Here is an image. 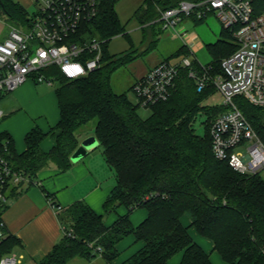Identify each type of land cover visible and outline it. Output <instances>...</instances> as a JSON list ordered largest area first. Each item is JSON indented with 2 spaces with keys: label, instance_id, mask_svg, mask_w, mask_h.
I'll list each match as a JSON object with an SVG mask.
<instances>
[{
  "label": "trees",
  "instance_id": "trees-1",
  "mask_svg": "<svg viewBox=\"0 0 264 264\" xmlns=\"http://www.w3.org/2000/svg\"><path fill=\"white\" fill-rule=\"evenodd\" d=\"M117 0H102L97 16L84 28L86 37L106 39L102 66L87 76L68 79L57 66L43 71L57 82L61 118L50 131L36 127L30 130L22 154L13 148L12 139L0 135V151L8 142L6 153L11 165L30 179L50 164L61 171L72 165L71 155L81 139L88 135L82 128L97 119L93 135L97 137L117 184L104 203L105 212L126 206L128 213L107 226L104 215L96 213L85 201L79 200L59 213L65 227L64 237L40 261V264H68L74 258L90 259L98 255L104 264H113L119 251L116 244L134 234L145 246L126 264H172L170 259L183 252L179 264H213L209 254L189 233L181 217L188 214L198 231L215 242V248L228 264H264V178L257 173L248 175L232 168L227 160L218 159L212 149L211 127L226 106L203 104L210 96L213 84L198 91L182 67L170 97L147 107L151 113L143 117L127 92H117L112 77L120 67L131 63L133 50L111 54L110 39L123 32L117 13ZM178 0H146L142 7L143 23L153 20L157 6ZM0 5L12 21L27 24L29 11L17 0H1ZM226 40L209 45L213 55L210 74L221 73L222 60L237 49L229 30L223 29ZM155 40L144 50L153 49ZM191 53L185 45L175 55ZM177 57V56H173ZM167 60H170L168 58ZM193 65L200 69L196 59ZM133 90V86L131 87ZM239 107L264 142V106H256L241 96ZM207 116L205 134L197 132L199 115ZM46 136L55 140L49 151L41 142ZM147 208L148 217L135 226L130 214ZM17 240L10 235L0 247V257L13 250Z\"/></svg>",
  "mask_w": 264,
  "mask_h": 264
},
{
  "label": "built area",
  "instance_id": "built-area-1",
  "mask_svg": "<svg viewBox=\"0 0 264 264\" xmlns=\"http://www.w3.org/2000/svg\"><path fill=\"white\" fill-rule=\"evenodd\" d=\"M102 0H34L37 9L28 16L27 28L11 27L0 42V99L1 93L12 92L29 78L53 85L44 69L57 66L68 79H77L102 66L106 39L86 37L84 28L94 19ZM157 16L144 25L159 24V31H168L191 51L190 30L185 21H202L216 14L223 28L229 30L237 49L222 60V72L210 74L211 66L193 68V58L182 56L179 62L162 60L133 85L140 106L167 100L182 67L198 91L213 84L223 97L226 110L217 115L211 127L212 149L220 160H227L240 173L255 175L264 169V142L236 101L244 97L256 106H264V0H178L158 5ZM143 27L145 28V26ZM192 52V51H191ZM0 105V119L3 117ZM0 151V247L11 235L3 212L12 194L36 180L17 171L6 153L8 142ZM57 211L63 207L49 198ZM65 229V227H64ZM101 253V248L97 249ZM20 257L5 253L0 264H19Z\"/></svg>",
  "mask_w": 264,
  "mask_h": 264
},
{
  "label": "crops",
  "instance_id": "crops-1",
  "mask_svg": "<svg viewBox=\"0 0 264 264\" xmlns=\"http://www.w3.org/2000/svg\"><path fill=\"white\" fill-rule=\"evenodd\" d=\"M17 1L27 10L29 5L34 4V0ZM38 83L27 80L12 93L9 92V102L5 109L2 108L4 114L0 119V135L9 136L14 150L19 154L27 149L25 136L30 130L39 127L48 132L61 118L56 89L46 82ZM87 136L90 134L81 141ZM54 145L55 140L51 136H46L41 142L44 151L51 150ZM116 184L115 172L106 161L101 147L90 151L66 171H61L55 164L42 169L37 174L36 181L24 185L21 191L12 194L11 201L3 212L8 231L17 240L11 252L20 257L19 264L26 257L31 260L44 258L65 235L59 217L60 211L50 205L49 198L63 209L76 201H85L96 213L104 215L105 224L111 226L120 216L128 213L124 205L118 206L112 212H105L104 203ZM148 215V209H138L130 214V220L137 226ZM181 221L188 227L194 241L209 254L213 264H228L216 250L214 240L202 235L192 224L190 216L184 214ZM145 244L144 240L138 239L134 234L124 237L116 244L119 254L113 264H126ZM182 258L183 252H180L170 259V263L179 264ZM93 261L104 264L105 258L102 253H98L90 259L74 258L68 264H92Z\"/></svg>",
  "mask_w": 264,
  "mask_h": 264
},
{
  "label": "rangeland",
  "instance_id": "rangeland-1",
  "mask_svg": "<svg viewBox=\"0 0 264 264\" xmlns=\"http://www.w3.org/2000/svg\"><path fill=\"white\" fill-rule=\"evenodd\" d=\"M145 1L146 0H117L115 2V11L123 32L112 37L108 43V50L111 54H123L129 50L136 51L134 55L136 57L133 61H131V63L120 67L114 72L112 84L117 92L128 93L130 100L135 105H138V112L143 117L149 116L151 109L140 106L131 87L134 85L136 80L142 74L148 72V70L152 68L155 63L168 58H170L172 62H179L182 57L175 55L176 50L181 46V41L179 39L174 38L168 31H159V24L153 26L144 25L146 23H143L144 19L140 14L142 7H147L148 5ZM36 9V5H29L28 10L30 13L34 12ZM185 25L190 30V39L188 44L190 45L192 51L191 55H193L191 56L190 53L187 54L186 52L183 54L186 56H191V58L196 59L202 65L212 62L213 55L209 50V45L215 44L219 40L222 41L227 39V36L222 33L224 28L219 17H217L216 14H211L202 21L194 22L191 19H188L185 21ZM14 26L19 27L22 25L12 21L0 5V42L7 37L11 27ZM24 26H26V24H24L23 27ZM152 40H155L156 46L149 51L144 50L149 46L150 41ZM193 68L198 69L194 65ZM28 80L39 84L33 78H29ZM56 86H58V84L57 82H54L50 87L56 88ZM10 93H1L2 97L0 99V105L3 109L6 108L5 106L9 102L11 97ZM203 104L210 106L223 104V97L216 87H213V91L211 90L210 96L203 100ZM206 118L207 116L205 114H201L198 116L195 122L196 130L201 135H204L206 131ZM96 124L97 119L92 120L88 125L82 128L81 132L92 135ZM260 175L264 178V169L260 171ZM138 209L147 210L145 207ZM41 260V258L31 260L30 258L26 257L24 260H22L23 262L21 264H40ZM92 264L98 263L94 262Z\"/></svg>",
  "mask_w": 264,
  "mask_h": 264
},
{
  "label": "water",
  "instance_id": "water-1",
  "mask_svg": "<svg viewBox=\"0 0 264 264\" xmlns=\"http://www.w3.org/2000/svg\"><path fill=\"white\" fill-rule=\"evenodd\" d=\"M1 1V0H0ZM99 140L95 135H90L85 137L78 148L71 155V160L73 162H77L84 158L90 151H93L97 147H99Z\"/></svg>",
  "mask_w": 264,
  "mask_h": 264
}]
</instances>
